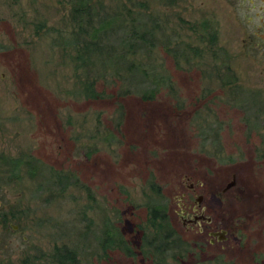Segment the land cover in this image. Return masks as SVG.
Segmentation results:
<instances>
[{"label": "rangeland", "instance_id": "rangeland-1", "mask_svg": "<svg viewBox=\"0 0 264 264\" xmlns=\"http://www.w3.org/2000/svg\"><path fill=\"white\" fill-rule=\"evenodd\" d=\"M138 32L120 51L150 99L141 74L76 59L80 34ZM150 201L163 253L142 246ZM195 204L202 232L180 216ZM61 246L64 264H264V0H0V264H60Z\"/></svg>", "mask_w": 264, "mask_h": 264}, {"label": "trees", "instance_id": "trees-1", "mask_svg": "<svg viewBox=\"0 0 264 264\" xmlns=\"http://www.w3.org/2000/svg\"><path fill=\"white\" fill-rule=\"evenodd\" d=\"M92 6L90 5V8ZM75 11L80 12V16H82V14L86 13V15L89 17V10H87L89 8V5H87L86 3H84V7L82 4L77 3V5L74 7ZM84 10V11H83ZM86 17V24L87 27L82 31L84 33L87 34H93V37L101 39V37H103L106 33H107V28H103V27H99V28H92L95 27L93 21L90 22V19ZM83 19V18H82ZM81 19V20H82ZM93 20V18H92ZM206 22L204 21L203 26H205ZM99 26V25H98ZM97 27V26H96ZM148 33L145 34L143 33L141 35V32L137 34V38L134 39V36L129 38L128 40L122 41L119 43V47H116V44H112V45H107V47L105 46H100L99 43L96 41H92V40H88L85 41L84 40V36L82 34H80L77 38L76 41V45H77V56L76 59L79 63H81L82 65L84 64H88V65H92L91 67H98L99 69H107L109 66L113 65L114 69H116L115 75H120V72L122 71V69H124L128 74H130V78L131 80L134 78V76L136 74H141V77H144L145 80V84L144 86L147 87V89H145L142 92V98L143 99H150V97L155 93L156 89L154 88V75L152 76H148L144 73L143 75V70H144V65L137 59L134 57V54L131 57H125L124 54L122 53V51H120L122 45L128 46L130 49L133 48L136 44V42H142V40H146L148 39ZM93 39V40H95ZM211 41L215 43V37L214 39L211 38ZM100 55L102 57H100ZM134 57V58H133ZM224 70L227 73H232L231 68L229 65H225L224 66ZM97 79V76L94 75ZM229 79V78H228ZM235 79V78H234ZM92 83H90L91 85ZM90 85L86 84L83 85V87H80V91L83 88V92L88 96V92H89V87ZM91 93H90V97L92 99H99L102 97V95L100 94V92H98L97 90L92 88V85L90 87ZM136 92V91H135ZM140 91L138 90V93ZM65 186H63V182H61V189H64ZM147 207V213H148V221L150 222L149 226L153 228L155 234L153 236H150L148 231L145 229V227L139 226L140 228V233H141V241L143 242V247H151L152 249H154L155 251H161L160 253H163L159 246H160V239L161 238H165V237H170V238H174V234L173 235H164L167 231V228L165 226H161L160 223L165 221L166 219V208L163 207L162 209L159 206H155L154 203H152L151 201L148 202L146 204ZM116 229V228H115ZM116 236V240H114L113 238L110 237V239L107 237L105 242H107L108 240H111V243L113 245H115L116 249H120L122 251H125L124 253L127 255L132 254V252H130L131 247L128 244L127 240H124V238H122V234L119 233L118 229H116V231L113 232ZM104 248V247H103ZM56 253H55V260H57L58 263L60 264H64L63 261L66 260H74V254L72 251H69L68 248L66 246H61L59 248H56Z\"/></svg>", "mask_w": 264, "mask_h": 264}, {"label": "flooded vegetation", "instance_id": "flooded-vegetation-1", "mask_svg": "<svg viewBox=\"0 0 264 264\" xmlns=\"http://www.w3.org/2000/svg\"><path fill=\"white\" fill-rule=\"evenodd\" d=\"M191 189H193V186L190 187ZM182 198V197H181ZM197 204L195 205H188L186 207H184V209H181L182 213H181V217L183 218L184 221L190 223L193 226H199V231L202 232L203 228L201 229V225L202 224H206V223H210L211 222V217L207 216L205 213L204 209H199L197 208ZM199 207V206H198ZM186 223V225H190ZM202 223V224H201ZM210 236H212L213 239H222L223 236L220 235V232H213V231H209Z\"/></svg>", "mask_w": 264, "mask_h": 264}, {"label": "water", "instance_id": "water-1", "mask_svg": "<svg viewBox=\"0 0 264 264\" xmlns=\"http://www.w3.org/2000/svg\"><path fill=\"white\" fill-rule=\"evenodd\" d=\"M233 184H234V181H232L231 183H228L227 186H226L223 190L228 189V188L231 187ZM199 200H200V198H198V201H199ZM13 228H15V227H13ZM220 235L223 236V234H222L221 232H220Z\"/></svg>", "mask_w": 264, "mask_h": 264}]
</instances>
